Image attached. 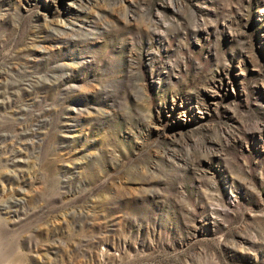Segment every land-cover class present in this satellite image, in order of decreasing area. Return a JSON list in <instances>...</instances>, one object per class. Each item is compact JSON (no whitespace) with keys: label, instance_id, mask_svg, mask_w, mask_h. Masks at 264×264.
I'll list each match as a JSON object with an SVG mask.
<instances>
[{"label":"rangeland","instance_id":"1","mask_svg":"<svg viewBox=\"0 0 264 264\" xmlns=\"http://www.w3.org/2000/svg\"><path fill=\"white\" fill-rule=\"evenodd\" d=\"M0 264H264V0H0Z\"/></svg>","mask_w":264,"mask_h":264}]
</instances>
